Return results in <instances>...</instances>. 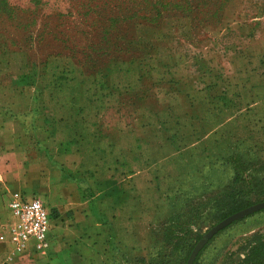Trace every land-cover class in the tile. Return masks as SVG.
I'll return each mask as SVG.
<instances>
[{
    "label": "crops",
    "instance_id": "crops-1",
    "mask_svg": "<svg viewBox=\"0 0 264 264\" xmlns=\"http://www.w3.org/2000/svg\"><path fill=\"white\" fill-rule=\"evenodd\" d=\"M258 6L253 18L259 27L264 3ZM233 9L237 0L229 2L207 37L228 32L226 24L238 21ZM160 21L143 38L159 43L150 61L152 102L144 99L129 112L121 111L119 102L142 88L134 79L141 61L119 64L124 68L119 71L112 64L113 80L105 83L93 81L70 59L51 56L40 81H14L28 69L26 51L10 53L0 71L13 77L0 80V198L39 197L52 208L56 225L45 254L9 255L0 245V264H106L111 249L135 247L133 225L138 206H145L143 197L147 191L148 197H165L159 166L177 164L171 151L184 134L201 133L200 100L215 102L219 81H264V28L248 38L243 31L241 57L229 56L231 69L221 75L190 17L167 14ZM199 81L209 85L198 87ZM256 92L255 102L263 104L264 95ZM227 110L219 115L223 126L242 116L241 110L234 115ZM169 130L174 138H167Z\"/></svg>",
    "mask_w": 264,
    "mask_h": 264
},
{
    "label": "rangeland",
    "instance_id": "rangeland-1",
    "mask_svg": "<svg viewBox=\"0 0 264 264\" xmlns=\"http://www.w3.org/2000/svg\"><path fill=\"white\" fill-rule=\"evenodd\" d=\"M130 1L0 0V71L8 55L18 49L26 51V65H33L35 80L41 76V64L51 56L65 57L76 64L79 63L75 59L81 63L86 54L95 59L89 52L87 41L95 43L108 18L126 6L127 18L133 12L139 18L146 16L134 24V34L139 42L131 46L137 60L145 51L152 54L159 44L155 40L141 42L153 33L150 27H157L163 15H182L188 12L182 0H163L169 4L158 15L151 14V8L136 7L137 0H133V7L129 6ZM208 1H205L206 6L213 4ZM230 1L233 0H228L221 10L220 18L214 14L204 21L196 10L193 16H188L192 19L193 31L201 38L203 47L207 46L206 55L216 59L219 68L217 73L221 75L231 69L228 68L229 56L237 53V58L241 57L238 55L241 48L237 47H242L245 42L243 31H248V38L256 36L257 31L264 28V19L258 27L253 18L257 14L258 5H262L264 0H237L238 9L231 10V13L237 15L238 21L230 23V26L227 23L228 32L224 35L207 37V30L221 23ZM150 2L152 0H148ZM86 4L94 11L84 16L82 13L86 10ZM125 23L122 18L118 19V35L122 34ZM234 25L235 28L229 29ZM230 42L236 43L235 48L228 46ZM124 47L116 60L129 58L125 56L129 47ZM96 61L97 65L100 64L99 59ZM87 69L89 73L96 70L92 67ZM141 73V81L147 88L146 99L152 102L151 81L154 76L143 69ZM11 78L6 73L1 76V81H9ZM243 83L219 81L217 100L212 103L200 100L199 112L203 116L199 125L201 133L197 137L184 134V141H180L176 150L171 151L177 164L165 163L159 166L164 175L161 187L165 197L156 198L160 202L153 205L156 199L148 197L151 192H146L143 197L145 206H138L133 225L137 245L125 250L111 249V257L106 264H159L161 259L164 264H181L186 251L199 236L201 238L196 242L199 246L192 262L204 248L195 264H246L244 257L249 247L264 238V103L255 102L256 91L264 95V81ZM197 85L206 87L209 84L207 81H199ZM125 105L122 104L121 111H127L128 106ZM226 107L230 108L227 114L234 115L241 110L242 116L223 126L219 115H222ZM209 129L216 131L208 134ZM171 133L170 130L167 134ZM8 200L0 198V224L10 217ZM55 225L53 221L51 236ZM167 229L172 231L171 237L179 239L175 242L179 243L175 250L171 249L170 244L164 246L167 238H163V231ZM141 257L145 258V263L140 261Z\"/></svg>",
    "mask_w": 264,
    "mask_h": 264
},
{
    "label": "trees",
    "instance_id": "trees-1",
    "mask_svg": "<svg viewBox=\"0 0 264 264\" xmlns=\"http://www.w3.org/2000/svg\"><path fill=\"white\" fill-rule=\"evenodd\" d=\"M137 4L136 7L138 6V8L142 9H146V8H151L152 13L154 14L156 13L157 15L160 13L161 9L163 7H166V5H168L169 3L164 2L163 0H152V2H150V4L148 3V0H137ZM184 3L182 4L183 7H187L188 8V12L187 13H183V16H193L194 12L196 10V12L200 15V17L206 21L207 17L211 16L213 17L216 16L217 18H220V13L221 10L225 7L226 3L228 0H209L208 2L212 1L213 2V6L212 5H208L206 6L205 1L206 0H182ZM133 0L130 1V5L133 7L132 4ZM180 3H176L175 5H179ZM193 4V5H192ZM119 6V5H118ZM127 6L125 8H121L117 11V13H114V15L110 16L108 18V22L105 24V27L102 29L100 36L97 37L96 42L95 43H91L87 41L86 45L88 48H90V53L93 54V56H95V59H91L92 55H88V54H84L85 58L84 61H82L81 63L79 62V59H75L74 55H72V57L76 60V62H78L79 64H76L75 62H73L74 64H76L81 72L85 75H87L88 77H93V81H112L113 78L110 75V66L113 64L116 66L117 71L119 70H124V68L119 65V64H123L124 62L127 61H141L142 67L140 66L139 71H137L136 76H135V80L136 81H141V76L143 75V73H141V69H143V71H149L152 75V65L150 63L152 56L150 55L151 53L148 52H144L139 58L134 57V53L135 50H133V47L131 45H134L135 43H138V38H136L135 34H134V24L136 22H138V19L141 18H145L146 16L142 15L141 18H139V15H137V13L133 12L129 18H127V16H125L126 10H127ZM91 9V10H90ZM94 9L89 8L88 4H86V10L84 13V16H86L87 14H89V12H93ZM147 14L149 15V11L147 12ZM162 15V14H161ZM161 15H159L161 17ZM125 16V17H124ZM122 18L126 23L124 28L122 29L123 32L121 35L119 34V30H116V24L118 19ZM161 20V19H160ZM160 23V22H159ZM115 34V35H114ZM114 35V36H113ZM141 40V39H140ZM141 42H147V41H141ZM126 45V47H129L127 51V54L125 56L129 57L127 58V60H123V61H119L116 60L117 58H119L121 56L122 50L125 48L124 46ZM70 53H72V49L69 50ZM155 52V51H154ZM148 54V55H147ZM10 55V54H9ZM8 55V57H9ZM148 57H147V56ZM146 56V57H145ZM7 57V59H8ZM55 57H59V56H55ZM7 59L5 60V62L7 61ZM49 58L45 59L43 61V63L41 64L42 67V73L41 76L46 68L47 65V61ZM96 59H99L100 64L102 67L98 68V65L96 63H98V61H96ZM5 62L3 63V65L5 64ZM105 66L106 68L104 69ZM28 67V66H27ZM95 68L96 70L93 72H87L86 70H88L87 68ZM3 68V66H2ZM41 76L39 78V80H35L34 79V69H33V65L31 64V67H28V69L26 70V72H23L22 74H19L18 76H14L13 80L14 81H40ZM11 78V79H12ZM10 79V80H11ZM0 80H1V75H0ZM153 85H151V90H153V87L155 86V82L152 81ZM143 84V81H142ZM158 85V84H157ZM156 85V86H157ZM145 85H142V88L138 91L132 92L130 94H126L123 95L120 99L119 102V109L121 110L122 108V104L127 108V111L124 112H129L131 109L133 110L135 107L137 108L138 106H141L144 104V99H146L148 97V95L146 94L147 88L144 87ZM153 92V91H152ZM152 94V93H151ZM126 97V98H125ZM125 98V99H124ZM125 103V104H124ZM170 131V130H169ZM168 133V131H167ZM175 137V133L172 132L171 134H167V138H174ZM51 215L52 218H55V213L53 212V210L51 211ZM170 229H167L165 231H163V238L167 240L165 241L164 246L167 247V245H172L170 247H172V250H175L176 248L179 247V243H175L176 240L178 241V237H171L170 234L172 233L169 232ZM201 238V236H199L193 245H191L188 249V251H186V255L185 257L182 259L181 264H187L189 257L191 255V253L193 252L195 246H196V242ZM174 242V243H168V242ZM201 243V242H199ZM204 248V247H203ZM202 248V249H203ZM201 249V250H202ZM201 250L196 254V257L194 258L192 264H195V261L197 259V257L199 256ZM158 260V258L156 259ZM140 261L145 263L146 260L144 257L140 258ZM244 261L246 264H264V238H262L261 240L256 241V243H254L253 245H251L249 247V249L247 250V254L244 257ZM156 262V261H155ZM164 261L161 259L159 264H164ZM151 264V262L149 263Z\"/></svg>",
    "mask_w": 264,
    "mask_h": 264
},
{
    "label": "built area",
    "instance_id": "built-area-1",
    "mask_svg": "<svg viewBox=\"0 0 264 264\" xmlns=\"http://www.w3.org/2000/svg\"><path fill=\"white\" fill-rule=\"evenodd\" d=\"M7 208L8 220L0 226V245L10 254H45L50 245V235L54 219L51 209L36 196L13 193Z\"/></svg>",
    "mask_w": 264,
    "mask_h": 264
},
{
    "label": "water",
    "instance_id": "water-1",
    "mask_svg": "<svg viewBox=\"0 0 264 264\" xmlns=\"http://www.w3.org/2000/svg\"><path fill=\"white\" fill-rule=\"evenodd\" d=\"M252 208H253V207H252ZM248 210H250V209H248ZM198 246H199V245H196V246H195L193 252L191 253V255H190V257H189V260H188L187 264H191V262H192V258H193V256H194V254H195V252H196Z\"/></svg>",
    "mask_w": 264,
    "mask_h": 264
}]
</instances>
